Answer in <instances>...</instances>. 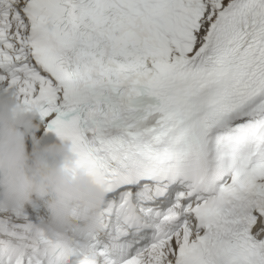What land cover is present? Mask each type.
I'll return each instance as SVG.
<instances>
[{
	"label": "snow or ice",
	"instance_id": "1",
	"mask_svg": "<svg viewBox=\"0 0 264 264\" xmlns=\"http://www.w3.org/2000/svg\"><path fill=\"white\" fill-rule=\"evenodd\" d=\"M0 93L103 187L91 264H264V0H0Z\"/></svg>",
	"mask_w": 264,
	"mask_h": 264
},
{
	"label": "clouds",
	"instance_id": "2",
	"mask_svg": "<svg viewBox=\"0 0 264 264\" xmlns=\"http://www.w3.org/2000/svg\"><path fill=\"white\" fill-rule=\"evenodd\" d=\"M33 106L0 93V216L24 214L25 206L42 201L46 218L35 224L6 226L0 221V264H22L29 240L78 241L83 264H91L88 241L100 229L105 192L95 176L76 164V155L60 139L39 145ZM32 148L28 150L27 141Z\"/></svg>",
	"mask_w": 264,
	"mask_h": 264
}]
</instances>
